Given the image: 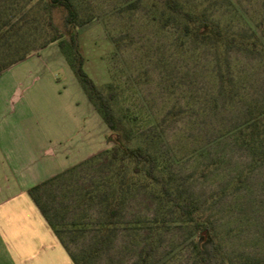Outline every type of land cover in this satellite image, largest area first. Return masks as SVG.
<instances>
[{
  "label": "rangeland",
  "instance_id": "rangeland-1",
  "mask_svg": "<svg viewBox=\"0 0 264 264\" xmlns=\"http://www.w3.org/2000/svg\"><path fill=\"white\" fill-rule=\"evenodd\" d=\"M45 1L0 0V34L6 19H20L19 40L7 42L33 49L30 60L6 73L29 76L24 84L45 96L53 95L54 81L64 83L63 97L81 100L58 44L39 52L53 36L71 50L65 12ZM72 1L83 23V70L110 100L123 145L152 153L174 193L195 200L202 231L169 207L159 210L155 191L135 175L129 179L133 164L122 166L108 153L40 190L68 249L85 264H141L149 245V264H264V0ZM198 20L225 42L194 37L188 27ZM8 55L0 43V63ZM110 203L114 226L95 251Z\"/></svg>",
  "mask_w": 264,
  "mask_h": 264
},
{
  "label": "crops",
  "instance_id": "crops-1",
  "mask_svg": "<svg viewBox=\"0 0 264 264\" xmlns=\"http://www.w3.org/2000/svg\"><path fill=\"white\" fill-rule=\"evenodd\" d=\"M30 59L0 73V264H75L29 191L109 149V129L81 85V100L54 80L45 96L6 73Z\"/></svg>",
  "mask_w": 264,
  "mask_h": 264
},
{
  "label": "trees",
  "instance_id": "trees-1",
  "mask_svg": "<svg viewBox=\"0 0 264 264\" xmlns=\"http://www.w3.org/2000/svg\"><path fill=\"white\" fill-rule=\"evenodd\" d=\"M172 2L173 4H175L173 0L171 1V3ZM45 6L49 9H61L65 12V24L72 32L70 36L71 50L66 48L65 41L62 40V37L59 36H53L49 38L48 41H46L42 46L39 47V50L44 49L54 43L58 44L67 62L76 74L87 97L106 123L110 132L108 136V141L114 143V146L110 148V150L107 149L104 152L96 155L95 157H99L102 154L107 155L109 153V157L112 159V161H118V163L120 161V164L122 166H125L124 161L129 160L133 164V174H130L129 179L133 178V176L135 175V177H137L138 179H142V184H147L146 186H149L152 191H155L154 194L157 198L159 210L169 207L170 210L177 214L186 225L190 226L191 228H194L195 232L202 231L201 223L196 217L198 206L195 200L192 197L179 198L178 195L174 193V191L170 187L169 182L162 175L157 173L159 167L157 164V160L152 155V153L146 150H142L140 148L130 149L126 145H123V142L118 134V132L120 133V129H118L117 120L115 118L113 109L110 106V100L104 95L102 90L95 85L93 80L83 70L84 58L79 51L77 32V27L80 24L83 25V23H80L78 20V11L74 2L72 0H46ZM187 16L189 19L192 18L189 14H187ZM22 23L20 19L13 22L11 18H8L2 24L3 28H5V31L0 34V43H3V45L5 46V54H9L8 56H5V58L9 59V61L5 63H0V73L12 67L13 65L25 60L31 55L33 51L31 47H25V45L23 47L22 45H20V42H7L9 37L12 36H16V39L19 40L17 32L21 28ZM48 26L50 30H54L58 33V29L54 27L51 21L49 22ZM188 30H190V33L193 34L194 37L201 39L204 42L217 43L218 45L223 44L225 42L223 35L221 33L214 32V29L211 30L207 21L198 20L197 22H193V27H191V29L188 27ZM230 41L236 43L238 42L247 48L250 45L254 49L258 47L256 43L257 41H252L251 39L242 36L240 38L232 36L230 37ZM91 159L81 164L83 165ZM81 164L69 169L68 171L76 170ZM68 171H65L57 175L56 177L49 179L44 183L32 188L29 191V194L31 195V197L33 198V200L35 201V203L37 204V206L39 207V209L41 210V212L57 234V236L60 238L61 242L69 252L73 262L75 264H85V257H77L73 255L68 249L61 235V230L56 225V222L49 216L47 206L43 204L40 200L41 188L45 187L50 182L63 177L64 174H66ZM114 198L115 197L112 196L110 198V202H113L115 200ZM106 206L109 208V216L108 219L102 224V227L100 229L102 232L101 240L97 243L95 251H100L103 247L106 237L113 229V219L117 214V209L115 207H112L111 203L110 205L107 204ZM200 243H196L195 248L198 250V253L202 257V259H204L205 257L203 255V251L199 248ZM151 251L152 245H149L148 248L145 250L144 256L141 259V264H149L152 254Z\"/></svg>",
  "mask_w": 264,
  "mask_h": 264
}]
</instances>
